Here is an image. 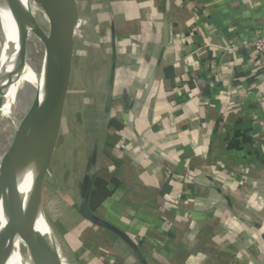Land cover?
Wrapping results in <instances>:
<instances>
[{
  "label": "crops",
  "instance_id": "crops-1",
  "mask_svg": "<svg viewBox=\"0 0 264 264\" xmlns=\"http://www.w3.org/2000/svg\"><path fill=\"white\" fill-rule=\"evenodd\" d=\"M91 1L104 54L72 72L58 200L43 188L58 235L86 239L88 264H264V65L247 47L264 0ZM89 190L99 224L79 211Z\"/></svg>",
  "mask_w": 264,
  "mask_h": 264
},
{
  "label": "water",
  "instance_id": "water-1",
  "mask_svg": "<svg viewBox=\"0 0 264 264\" xmlns=\"http://www.w3.org/2000/svg\"><path fill=\"white\" fill-rule=\"evenodd\" d=\"M13 19L14 34L18 35L19 49L16 54L14 71L6 83L0 77V117L4 96L9 86L18 76L26 61L27 15L20 0H5ZM53 10L55 20L50 21V49L41 71V82L35 99L26 115L21 119L9 150L4 155L10 166L12 187L5 199L7 222L0 228V264H7L14 244L13 234L22 229L35 264H63L54 234L43 233L38 229V218L44 212L43 188L47 172L55 151L63 121L66 94L70 82L74 32L79 21L77 0H45ZM5 82V83H4ZM111 90L108 101H111ZM51 145L46 154V163L40 170V162L47 140ZM34 169V177L28 199L21 193L20 176L28 169ZM90 191L82 198L80 214L84 219L99 224L89 206ZM106 226L121 238L133 243L119 227L107 223ZM22 257V256H21Z\"/></svg>",
  "mask_w": 264,
  "mask_h": 264
},
{
  "label": "rangeland",
  "instance_id": "rangeland-1",
  "mask_svg": "<svg viewBox=\"0 0 264 264\" xmlns=\"http://www.w3.org/2000/svg\"><path fill=\"white\" fill-rule=\"evenodd\" d=\"M91 2H92L91 0H78L80 14H79L78 27L74 32L75 39H74V47H73V52H72L70 81H71L72 72L76 71L77 73L78 71H83V73H85L87 71L89 67V60L90 58L92 59V56L95 55V53H97L98 55L104 54V50L102 48L94 47V45H96V41L101 40L100 39L101 36L99 35L102 34V26L99 25L98 22L94 21L92 17H90V14L92 13L91 12ZM32 7H34L33 4H32ZM32 20H33L31 24L32 32H34L41 39L42 42L33 41V40L27 41V50L29 52L28 63H29V66L34 76L39 77V82H41L40 73L42 71L44 61L46 58L47 42H48V36L50 33V27H49L50 24L48 23L47 17L43 18V22L44 23L47 22L48 27H43V29L40 30V27L36 23L37 18L33 16ZM3 42H4V38L2 35V31L0 30V75L4 67V63L2 59V54H3L2 53L3 51L2 43ZM105 54L108 55V53L106 52ZM70 83L71 82H69L68 90L66 94L65 106H66L67 97H68L69 90H70ZM36 91H37V84L34 83L33 81L28 80L22 83L17 95H15L14 107H13L14 115H13V119L7 122V128L5 130V134L2 138L1 145H0V158L3 157L6 154V152L9 150L12 144V141L14 139L15 132L17 130V127L21 119L26 115V113L28 112L30 106L32 105L35 99ZM69 104H71L70 101H68L67 107ZM74 104L78 106L79 108H82L84 104L82 97L74 98ZM67 115H68V112L66 113V118H68ZM3 123L4 122L0 123V127H3ZM57 144H58V141H57ZM55 171H57V164L54 161V154H53V157H52V160H51L48 172H47V176H46L47 179H46V186H45V193H46L45 196L47 199V202H46L47 205H48V201L50 202V199L52 198L51 196H54V198H56L55 201H57L58 198L56 196H58L60 191L62 190L60 188L56 189L54 186L53 181H54ZM44 218L47 224L49 225L50 230L53 233H54L55 228H56V233L57 231H60L62 224L60 225L59 221H55V222L52 221V224H51V222L47 218L45 209H44ZM58 234L59 233L55 235V238H56V242L59 243L60 256L62 258L63 264H88L89 263L88 256L86 254L87 253V250H86L87 240L86 239H83V241H81L80 243L74 240V235H58ZM74 242L77 246L74 245ZM78 245H80L81 247H78Z\"/></svg>",
  "mask_w": 264,
  "mask_h": 264
},
{
  "label": "bare ground",
  "instance_id": "bare-ground-1",
  "mask_svg": "<svg viewBox=\"0 0 264 264\" xmlns=\"http://www.w3.org/2000/svg\"><path fill=\"white\" fill-rule=\"evenodd\" d=\"M23 4L24 10L27 15V24H26V34H27V41L33 40L42 42L41 39L32 32V27L30 25V13L28 10V4L30 0H20ZM36 0H34L35 2ZM41 3V7L46 14L48 23L50 21L55 20V15L53 13L52 8L45 0H39ZM14 26H13V19L8 8V5L5 0H0V30L2 31V35L4 38V42L2 43V59L4 63L3 70L1 72L0 77L6 81H9L12 73L14 71V65L16 63V54L19 49V39L18 35L14 34ZM50 42H51V32L48 36L47 42V52L50 49ZM28 50L26 53V61L21 66L18 76L15 77L13 83L9 86L8 92L4 96V105L1 110V117L0 123H3V127H0V145L2 138L5 134V130L7 128V122L13 119L14 111V98L17 95L21 85L25 81H33L37 84V87L40 85L39 77L34 76L33 72L28 63ZM5 83V82H4ZM51 145V138H49L46 142L45 149L42 155L40 170H43L46 163V154L49 151ZM26 170L19 179V186L21 193L28 199L33 177H34V169ZM12 187V178H11V171L10 166L7 158L5 156L0 158V228H2L7 222V211L5 208V199L8 196V193L11 191ZM38 229L43 233L54 234L51 230L49 225L47 224L44 218V212L40 214L38 218ZM55 237V234H54ZM56 239V238H55ZM11 243L14 244L13 249L10 253L9 260L7 264H35L34 256L28 246V243L25 238V234L23 230L20 228L18 229L11 238ZM23 247V249H22ZM22 256V257H21Z\"/></svg>",
  "mask_w": 264,
  "mask_h": 264
},
{
  "label": "built area",
  "instance_id": "built-area-1",
  "mask_svg": "<svg viewBox=\"0 0 264 264\" xmlns=\"http://www.w3.org/2000/svg\"><path fill=\"white\" fill-rule=\"evenodd\" d=\"M247 47L256 53V55L260 58V61H262L264 65V35H258L257 37L252 39L248 43Z\"/></svg>",
  "mask_w": 264,
  "mask_h": 264
},
{
  "label": "trees",
  "instance_id": "trees-1",
  "mask_svg": "<svg viewBox=\"0 0 264 264\" xmlns=\"http://www.w3.org/2000/svg\"><path fill=\"white\" fill-rule=\"evenodd\" d=\"M94 185L96 186V190H93L92 191V194H91V190L90 191V194H91V197L93 198H105L107 195H108V191H106V184L104 181H102L101 179L99 178H96L95 181H94ZM95 201L92 200V206L94 205Z\"/></svg>",
  "mask_w": 264,
  "mask_h": 264
}]
</instances>
